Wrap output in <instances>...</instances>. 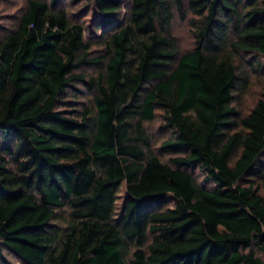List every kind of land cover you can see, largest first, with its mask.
Instances as JSON below:
<instances>
[{
  "label": "trees",
  "instance_id": "obj_1",
  "mask_svg": "<svg viewBox=\"0 0 264 264\" xmlns=\"http://www.w3.org/2000/svg\"><path fill=\"white\" fill-rule=\"evenodd\" d=\"M64 1L0 36V264H264V0Z\"/></svg>",
  "mask_w": 264,
  "mask_h": 264
},
{
  "label": "rangeland",
  "instance_id": "obj_2",
  "mask_svg": "<svg viewBox=\"0 0 264 264\" xmlns=\"http://www.w3.org/2000/svg\"><path fill=\"white\" fill-rule=\"evenodd\" d=\"M121 1L125 10V7L128 4V0ZM25 2L26 0H0V36H2L5 32H7L8 29L12 28L15 25L19 14L21 13L25 5ZM62 8L65 9L68 15L74 20L81 22L86 28L87 36H91L93 32V29L91 27V20L93 14L87 11L82 2L71 3L70 0H65ZM78 11H80V13ZM173 33L176 36L179 48L182 51H187L191 49L192 41L188 34V27L185 22L182 23L176 20L173 28ZM98 72L99 69L96 67H87L79 70L80 74L86 75L87 77H94L98 74ZM260 84V80L254 76H250L249 79L246 81L245 89L243 90V92H241V95H239L235 100L241 114H246L249 110H251L255 102L261 97ZM75 88L81 93L79 97L77 99L73 98L71 95L73 90H71V92L67 95L65 99L67 103L69 102V104L64 102L61 104V107L64 109H74L77 111H81L83 108L86 107L91 108L93 92L86 90L82 84L76 86ZM147 129L149 130V133H151L153 140L157 143L162 142L163 139H165L166 137V133L161 131V125L159 120L147 125ZM161 158L164 161H167L169 157L163 155L161 156ZM126 197L127 195L125 185L123 184L119 191L116 201L117 220H119L121 216ZM7 258L12 264H20L17 259L13 256H8Z\"/></svg>",
  "mask_w": 264,
  "mask_h": 264
}]
</instances>
